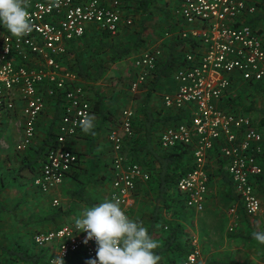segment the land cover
I'll use <instances>...</instances> for the list:
<instances>
[{
	"label": "built area",
	"instance_id": "2783aa9c",
	"mask_svg": "<svg viewBox=\"0 0 264 264\" xmlns=\"http://www.w3.org/2000/svg\"><path fill=\"white\" fill-rule=\"evenodd\" d=\"M124 2L36 0L27 10L33 28L30 34L20 38L0 31V148L9 125L18 121L21 133L16 150L30 147L47 101L60 99L57 147L46 151L32 180L33 188L42 195L55 190L77 169L79 157L65 144L91 117L84 87L74 73L63 68L61 58L68 46L85 34L87 26L116 36L123 26L130 25L131 19L122 16ZM255 13L256 0H179L172 13L182 65L173 72L175 88L163 95L162 103L179 120L165 127L158 142L165 150L177 145L191 147L193 168L180 178L177 191L184 206L196 213L205 208L215 147L244 215L254 218L261 211L254 183L263 172V137L248 116L231 113L226 107L235 82L255 85L264 80V40L245 22ZM160 56L155 47L135 58L139 72L129 86L132 94L151 77ZM133 116V111L123 110L107 135L112 154L106 201H119L127 216L139 185L149 180L148 172L130 162L123 151L124 141L132 136ZM228 214L234 217V209ZM234 227L230 225L229 231ZM85 237L69 223L35 232L32 242L37 248L48 249V264L58 254L67 264L78 253L87 264L96 257V243L85 244ZM191 245L193 251L175 264H203L195 244Z\"/></svg>",
	"mask_w": 264,
	"mask_h": 264
},
{
	"label": "trees",
	"instance_id": "16d2710c",
	"mask_svg": "<svg viewBox=\"0 0 264 264\" xmlns=\"http://www.w3.org/2000/svg\"><path fill=\"white\" fill-rule=\"evenodd\" d=\"M136 2V10L141 12L144 16H146V18H150L152 15L150 9L153 1L137 0ZM245 22L264 40V0H256V13L246 19ZM144 29L145 28L142 27L141 31L143 32ZM141 35L142 34L138 35L136 40L131 44H121L119 40L114 38L116 36H111L106 32H100L99 35L94 37L93 43L88 44L89 41L86 38L87 35L84 34L81 38L72 42L68 46L66 54L61 58V63L67 71L72 72L77 76L85 91H89V88L91 89L96 83L103 79L111 64L119 62L129 57L134 52L143 49L141 47L144 42ZM187 43L190 44L189 41H187ZM177 44L179 43L177 42ZM181 56L182 55L180 54L179 59L173 60V63L169 62L172 61V58L170 57L169 61L159 69V63H157L155 70L152 72L153 76L148 78L144 85L145 88L148 83L150 85L147 93L142 95L140 93H126L127 95L132 96V100L140 98L143 101L145 100L144 105L142 106V104H140L133 112L134 116L131 121L132 136L126 138L124 141L123 151H126L129 154L128 158L130 162L137 163L142 166L149 175V180L145 184L146 186L143 185V187H140L137 190L136 197L138 194L142 193V201L147 198L146 202L150 205V226L147 229L150 237L153 238L156 228L159 229V237L157 238V241H155L158 246L154 250L155 254L160 258L158 264H175L183 261L185 257L194 249L190 243V235L186 231L183 224V220L187 215L186 213L191 210L184 206V199L177 191V183L180 178L190 172L193 168L191 147L177 145L171 149H161L158 142L159 131L164 129L167 125L172 126L179 120V117L172 116L168 113V111H164L163 109H153L149 105L150 96L152 95L150 92L151 90H154L158 79L164 76L165 78L172 76L173 72L182 65ZM263 81L255 85L246 84L245 87H256L255 91L259 92L264 88ZM142 90H144L143 87ZM130 96L128 98H130ZM87 100L90 104L91 114L94 112L100 114L101 117L105 116L103 119L108 118L109 121L112 120L111 111L105 110V112L100 113L102 97L96 96L93 100L87 97ZM54 102L56 111L53 115L52 122H50L49 128L45 131V137L35 148L31 147V149L34 150L33 152H35L33 157L30 156L28 158L27 156L22 155L24 162L23 167L19 168L16 173L18 176L28 177L31 180V185L34 176L41 166V163L44 161L46 151L50 148L57 147L55 143V128L60 120V99H57ZM48 103L49 101H47V104ZM237 104V98L234 99L230 96L229 100L226 101L227 110L235 114L240 113L249 115V111H247V109H240ZM118 122V120L112 121L108 131ZM37 125H40V122H38ZM154 127H158L159 130L153 133L152 131ZM256 128L259 130V133L264 139V113L259 118ZM76 154L79 157L77 164L78 168L81 166L82 157L79 153ZM212 154L213 157H211V161H213L212 163L216 167V173H212L209 167L208 189L210 191L212 190V181L215 176L218 177L221 181V185L225 189L227 199L232 203H237L238 205L236 211L237 216H241V218H243V222L244 220L251 219L244 215L243 207L234 191L230 177L223 171L224 162L220 159V157H218V149L216 147L213 149ZM24 159L31 160L25 161ZM263 161L264 150L261 156L263 172L256 178L254 183L255 193L260 201L261 198L264 200ZM21 169L26 172L23 173V170ZM76 170L71 174V177L75 175L77 172ZM103 179L105 180L102 181L109 182L110 178L108 176ZM36 193L38 192L36 191ZM76 195L80 196L79 193H76ZM208 196L209 195H207V198ZM48 214V220H55L61 216V212L59 210H54ZM62 224L63 223L56 224L52 229H58L62 226ZM254 233L247 236L246 239H255ZM48 253L47 248H37L34 246L32 236H30V244L28 245L26 239L23 237L21 238L20 236H17L15 239H7L3 238L0 234L1 264H48ZM67 264H85V262L82 255L78 253L74 254Z\"/></svg>",
	"mask_w": 264,
	"mask_h": 264
},
{
	"label": "crops",
	"instance_id": "0c3cea01",
	"mask_svg": "<svg viewBox=\"0 0 264 264\" xmlns=\"http://www.w3.org/2000/svg\"><path fill=\"white\" fill-rule=\"evenodd\" d=\"M35 1L36 0H23V6L26 8V10H28L30 8V6ZM124 3L125 4L127 3L126 0ZM122 16H123V12H122ZM122 28L123 29L119 31L120 33L116 37H114L117 40H119L120 42H121V38L125 35V28L124 27H122ZM175 29H176V27H174L173 23H170V25L168 26V29L164 32L165 34L169 35L168 37L170 39L167 40V39L163 38L165 41L162 43H163V45L166 43L165 46H167L166 47L167 50L165 51V53H164V51L161 53V56L158 60V63H159L158 69L162 68L164 66V64H166L169 61L170 57L172 58V61H169L170 63H173V60L179 59L180 51L177 47L178 44H177V37H176V30ZM0 31L1 32H7L2 27H0ZM85 34L87 35L86 38L89 41L88 44H90V43H93L94 37L100 34V31L93 26H87ZM162 43H160V44L162 45ZM77 45L79 46L78 43H77ZM151 45H154V44H148V40H145V42L143 43V46L141 47L143 49L138 50L137 52H134L132 55H130L129 57H127V58H125L119 62L111 64L107 73L103 77V79L100 80L98 83H96L94 85V87H92L91 89L89 88V91L88 90L86 91L87 97L91 98L92 100L95 99L96 96L102 97V106L100 108V113L105 112V110L111 111L112 120L109 121L108 118L103 119L105 116L101 117L100 114L92 112L91 117H94V129H93L94 134H91V133L86 134L81 130V132L76 137L70 138L67 140L65 147L67 149H69L70 151L79 153V155H81V157H82L81 166H79L77 168V170H76L77 172L75 173V175L73 177L66 178L63 181V183L61 185H59L55 190L51 191L46 196L42 197L39 195V198H34L32 200L34 208L37 211V216L38 217L41 216V218H42V220H41L42 224L47 225L48 223H52L55 226L56 224H60V223H63L62 225L74 223L75 220L73 221L72 219L73 218L76 219V217L83 211V209H85L87 207L95 206L99 203L106 201L108 184H107V182L102 181V180H105V179H103L105 177H108V176L110 177V163H111V154H112L110 146H109L108 141H107L108 129H109L112 121H114V120L119 121L121 119V112L123 110H131L134 112V110L137 109L140 104H142V106H143L144 102H145V100L143 101L141 98L137 99V100H132L131 99L132 96L126 94V90L123 91V93L121 92L120 96H116V95H118V92H116L117 91L116 85L117 84L120 85V82L124 81V84L126 83L130 86V84L133 82V80L136 78V75L139 72V70L134 67L135 58L137 56H139L143 51L148 50L150 48H155V46H151ZM152 76L153 75H151V77ZM129 86L127 88V91H128V93L131 94V92L129 91L130 90ZM149 86H150L149 83H148L146 88L143 85L144 90H142V87H141V89L139 90L138 93H140L141 95L147 93V91L149 90L148 89ZM245 86H246V84H243V83H240L237 81V82H235V84L233 85V87L231 89L230 95L234 99L238 97V99H237V102H238L237 106L238 107L240 106V103L238 100L244 99V98H246V96H248V94L252 93L250 91V89L256 90V87L252 86L249 88V87H245ZM174 88H175V85L172 81V76H170L169 78H165V76H164V77L158 79L157 85L154 87V90H151V92H150V94H152L150 96V102H149L150 107H152L153 109H159V110L163 109L164 111H167L164 108L161 99H162L163 95L171 93L174 90ZM263 91H264V88L261 91H259L258 93H264ZM129 96H130V98H128ZM48 101H49V103L46 104L47 108L45 110V113H44L42 121H41V123L44 124L43 127L47 126V128L45 127V129L43 131V137L39 141H37L38 143H41L43 138L45 137V131L49 128L50 122H52L53 115L56 111V108H55L56 106H55L54 100H48ZM254 105H255V103L250 101L247 103V105L244 104L242 108L247 109V111H249L248 114L250 115L251 113H253V112L255 113L257 111L255 108L256 105H255V107H254ZM168 113L171 114L169 111H168ZM257 113H259V115H257V116L254 115V117L251 116L252 119H251V117H249V118L253 124V127L259 132V130L256 127L258 125L259 118L263 115L264 111L259 110V111H257ZM105 115L108 116L107 114H105ZM9 126H10L9 127L10 131H9L8 137L6 138V143H5L6 146L2 150L1 158H3V159L6 158V156H7V154H4L7 150V142L12 143L15 140V138L17 137L16 131H18V130L15 127L17 125H14V124L11 125L10 124ZM40 127H42V126L40 125ZM56 127H57V125H56ZM99 127H101V128H99ZM164 129H161L159 131V135L161 134V132ZM158 130H159L158 127H154L152 132L154 133V132H157ZM263 146H264V139H263V142L261 145L262 150H264ZM124 154H125L126 158L129 160V158H128L129 154L126 151L124 152ZM24 156H27L29 158L30 156L33 157L34 155L27 153ZM17 159L19 160L20 164L24 163L23 157L20 159L19 158H17ZM24 160L26 161L27 159H24ZM263 164H264V161H263ZM261 165H262V162H261ZM21 167H23V165ZM212 167H213L212 173H216V167L214 166V164L210 165V168H212ZM21 170H23V169H21ZM25 172L26 171L23 170V173H25ZM16 175L17 174H15L14 176H16ZM17 180L13 181L11 178L10 181H8L7 183H5V181L0 180V220L3 219L2 218V216L4 214L3 212L6 211L8 206H17V208H19L23 204L22 199L24 198L25 200H28L27 198H29V196H30V194H28L26 196V193H25V191H23V188H17V185L19 184V182H16ZM145 184H146V182L141 183L139 185L138 189L140 187H143V185H145ZM106 186H107V188L105 190ZM147 187H145V188H147ZM34 191L31 192L32 195H35L34 193L36 191L35 192ZM212 191H213L214 197L218 196V198L221 201H223L224 205L228 206V210L226 213L228 225L230 226L232 224H235L236 227H238L239 222L241 220L240 217H238L237 213H236L238 205H237V203H232L231 201H229L227 199V197L225 195V189L221 185V181L219 180V178L216 176L214 177V179L212 181ZM12 193H15L17 195V197L19 196V200L16 199V201H15L14 198H12V199L6 198L7 194H8V196H12ZM76 193H79L80 196L79 195L77 196ZM142 196H143V194L140 193L135 198L134 204H133L130 212L128 213V217L130 219H132L133 221L138 222L142 225H143V223H147L148 224L147 228H148L150 226L149 214L145 213V215H143V217H142V214H141L142 212H140L141 210H139V207L141 208V205H138L139 201L140 202L142 201ZM20 198H22V199H20ZM145 199H147V198H145ZM53 201H57L58 204L56 206H54ZM212 201L214 203V202H216V199L212 198ZM260 203H261V201H260ZM135 204H137L139 207L134 208ZM209 204L206 205L205 209H204L208 212H210L209 209H211V207H210L211 204L210 205ZM230 209H234V213L236 214V215L234 214V217L231 214L230 215L228 214ZM261 209H262V205H261ZM43 210H45V211H43ZM54 210L55 211L59 210L61 212V216H59V218H57L55 220H48L47 219V216L49 215L48 213L51 211H54ZM192 212H194V211H192ZM194 213H196V212H194ZM33 215H36V214H33ZM66 220H68V221L65 223ZM144 221H146V222H144ZM16 225H18V222L16 223ZM243 226L244 225L241 224V227H243ZM260 227L262 228L260 231H264V223H261ZM52 228L44 229V231L50 230V229L53 230ZM255 232H257V231H255ZM0 234L2 235L3 238H5L4 232L0 233ZM15 238L16 237H14L13 235H9L8 239H15ZM198 244L199 243L196 239L195 246L200 253ZM263 248H264V244H263Z\"/></svg>",
	"mask_w": 264,
	"mask_h": 264
},
{
	"label": "rangeland",
	"instance_id": "374dc122",
	"mask_svg": "<svg viewBox=\"0 0 264 264\" xmlns=\"http://www.w3.org/2000/svg\"><path fill=\"white\" fill-rule=\"evenodd\" d=\"M137 0H126V4H123L122 12L124 19H131V24L123 26L125 28V35L121 38V44H131L134 42L138 35H141L143 42L148 40V44H154L151 46H155L158 48L161 53L167 50V46L163 45L164 39L169 40V35L165 36L164 32L168 29L170 23L174 22L172 13L174 8L176 7L179 0H152L151 4V17L146 18L141 12L136 10ZM145 28L144 31H141V28ZM121 28L120 30H122ZM149 31V32H148ZM120 33V32H119ZM140 33V34H139ZM164 38V39H163ZM162 43V45L160 44ZM150 46V45H149ZM128 84H124V81L120 82V85H116V92L120 96V93L126 90ZM130 91V90H129ZM252 93L248 94L246 98L238 100L240 103L239 108L241 109L243 105H247L248 102H254V107L257 111H264V93H258L255 90H251ZM264 92V91H263ZM132 94V93H131ZM238 99V97H237ZM258 108V109H257ZM243 109V108H242ZM46 110V108H45ZM40 116L38 122L43 127L44 124L41 123L43 115ZM257 111L251 113L248 117L254 115H259ZM245 115V114H243ZM252 119V117H251ZM19 120V119H18ZM16 120V121H18ZM37 125V131L35 138L30 145V147L26 148L23 152H19L16 150L17 143L20 140V131L21 127L19 121L17 122L16 131L17 137L12 143L7 142V150L4 154H7L6 158H1L2 150L6 146V142L1 145L0 148V180L5 181L7 183L12 178L13 181L17 180L19 182L17 188H23L26 196L30 194L28 200L24 198H20L23 200L22 206L17 208V206H8L5 212H3L2 220H0V233L4 232V237L9 238V235H13L17 238V235L26 239L27 244H30V236L37 230H44L52 228L54 225L52 223H48L44 225L41 223V216H37V211L34 208L32 200L34 198H39L38 193H36L31 185V180L28 177L14 176L18 169L23 165L20 164L17 158H22L25 154L29 153L31 155H35L34 150L31 147L35 148L38 145V142L43 137V131L45 127H40ZM42 129V130H41ZM8 132L6 133L5 138L8 137ZM108 135V132H107ZM21 153V154H20ZM23 155V156H22ZM4 157V156H3ZM2 159V160H1ZM31 160V159H29ZM26 160V161H29ZM213 164V163H211ZM211 171L213 169L210 168ZM108 184V182H107ZM104 187V186H103ZM107 186L105 187L106 190ZM35 192V195H32L31 192ZM210 193V194H209ZM15 193H12V196H6L7 199L14 198L19 200V196H15ZM208 198L206 199V205L210 202L211 209L210 212L203 210L201 213H194L192 211H188L185 219L183 220V224L186 228V231L190 235V243L198 241L200 257L203 264H217V263H230V264H264V248L263 244H260L255 239L248 240L247 236L252 235L255 231H260L262 228L260 227L261 223H264V200L261 198L262 209L260 213L255 217L248 220H244L240 216V222L238 227H234L233 231H229V225L227 220V210L228 206L224 205L223 201H221L218 196H213V191H208ZM42 196V195H40ZM46 196V195H43ZM42 196V197H43ZM11 197V198H10ZM213 199H216V202L213 203ZM50 201V200H49ZM51 202V201H50ZM209 204V205H210ZM141 205V208L138 206ZM135 204V207H139L140 212H142V217L145 213H150V205L144 201H139V204ZM133 208V209H134ZM205 209V208H204ZM207 209V208H206ZM45 211V210H43ZM52 212V211H51ZM144 213V214H143ZM36 214V215H33ZM236 215V214H235ZM44 218V217H43ZM75 220L74 218L72 219ZM68 220L65 221V223ZM18 222V225L16 223ZM70 222V221H69ZM146 222V221H144ZM241 224L244 226L241 227ZM144 227L147 228L148 224L143 223ZM148 229V228H147ZM159 229L156 228L154 232V237L152 238L154 241H157L159 237ZM239 237V238H238ZM243 237V238H240ZM6 240V239H5ZM197 245V244H196ZM35 249V248H33ZM1 264V263H0Z\"/></svg>",
	"mask_w": 264,
	"mask_h": 264
},
{
	"label": "clouds",
	"instance_id": "9594fccd",
	"mask_svg": "<svg viewBox=\"0 0 264 264\" xmlns=\"http://www.w3.org/2000/svg\"><path fill=\"white\" fill-rule=\"evenodd\" d=\"M0 27L15 37H24L33 30L23 0H0ZM84 133L94 134V117L81 124ZM77 233H85L84 243L95 241L96 257L87 264H158L155 254L157 243L142 224L130 219L119 201H105L87 207L76 217ZM254 238L264 244V231L254 233ZM52 264H65L58 254Z\"/></svg>",
	"mask_w": 264,
	"mask_h": 264
}]
</instances>
